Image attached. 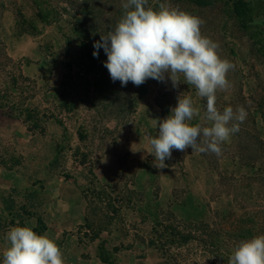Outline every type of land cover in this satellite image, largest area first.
<instances>
[{"label": "rangeland", "instance_id": "obj_1", "mask_svg": "<svg viewBox=\"0 0 264 264\" xmlns=\"http://www.w3.org/2000/svg\"><path fill=\"white\" fill-rule=\"evenodd\" d=\"M15 1L0 16V36L3 53L19 64L26 78L22 94L26 112L0 109V145H4L0 163L25 173L26 189L21 190L16 203L25 201V192L40 193L48 180L67 185L78 194L93 181L98 189L105 188L117 209L108 230L92 242L85 236L82 241L87 246L69 250L65 264H88L100 254L108 264H167L159 251L147 245V240L156 239L157 223L165 220L209 219L215 228L232 221L235 229L250 231L252 237L263 235L264 147L259 139L243 134L238 141L231 135L221 144L219 156L191 148L184 152L173 149L164 168H158L159 162L149 154L145 137L157 134L151 119L169 116L177 96L185 93L200 109V116L189 122L195 126L202 123L206 98L184 83L182 75L175 88L167 78L164 82L147 79L142 84L147 94L142 97L141 85L128 82L121 86L111 80L103 66L107 56L99 49L93 57V44L123 15L122 0H50L53 18L43 24L35 18L29 0ZM214 2L203 9L184 1L148 0L146 7L158 11L159 5L166 3L203 21L201 34L217 43L220 58L234 66L226 76L230 87L216 92V107L222 112L225 107L235 111L242 106L247 113L244 122L249 123L248 112L258 107L248 94L251 84L263 95L264 112V67L249 59L243 33L237 32L229 14L222 12L225 0ZM16 11L21 12L20 17ZM97 74L114 85V98L103 99L94 92L92 82ZM26 115L39 118L36 124L32 119L28 122L34 125L33 131L22 123ZM260 122L264 124V120ZM202 141L201 137L204 146ZM249 157L255 160L252 170L241 167ZM7 222L5 219L0 225ZM102 241L104 251L99 248ZM119 242L131 243L132 248L113 253V244ZM2 260L0 255V264ZM191 263L187 257L178 262Z\"/></svg>", "mask_w": 264, "mask_h": 264}, {"label": "clouds", "instance_id": "obj_2", "mask_svg": "<svg viewBox=\"0 0 264 264\" xmlns=\"http://www.w3.org/2000/svg\"><path fill=\"white\" fill-rule=\"evenodd\" d=\"M148 0H122L123 15L115 27L93 44V57L103 49L107 61L103 66L113 82L121 86L131 82L140 86L151 78L175 88L180 82L192 85L200 98H206L202 123L190 121L200 116L190 95L177 96V105L165 119H151L156 135H146L149 154L164 168L172 150L221 154V144L239 131L246 110L216 107L217 90H227V73L234 67L218 55V44L201 34L203 21L169 4L159 10L146 7ZM210 122L211 126H203ZM201 137L203 145L201 146ZM2 264H65L62 252L47 234L38 235L29 227H10L5 235ZM228 264H264V235L239 241Z\"/></svg>", "mask_w": 264, "mask_h": 264}, {"label": "trees", "instance_id": "obj_3", "mask_svg": "<svg viewBox=\"0 0 264 264\" xmlns=\"http://www.w3.org/2000/svg\"><path fill=\"white\" fill-rule=\"evenodd\" d=\"M177 1H184L186 4L203 9L211 7L215 3V0ZM15 3V0H0V16L7 10L8 6L13 7ZM29 3L33 9L35 18L40 23L49 22L48 20L53 18L51 12L55 10L49 6L50 0H29ZM223 5L224 11L222 10V12L229 14L232 26L237 32H241L245 36L241 35V39L246 42L245 45L249 59L252 58L254 63L257 62L258 65L264 67V0H225ZM65 8H62V10L65 11ZM49 9L51 10L49 11ZM16 12L17 16L20 17L21 12ZM3 48L4 43L0 36V109L10 108L11 111H15L17 114H23L26 112L23 108L25 99L22 98L26 78L23 76L19 64L3 53ZM230 49L233 55H235L234 48ZM97 75V78L92 82L94 92L102 96L103 99L114 98L117 94L114 85L104 75ZM253 86L257 85L251 84V92L248 94L254 98V103L258 107L248 112V116L251 118L250 122L240 123L239 131L233 134V136L238 141L243 134L255 137L261 141L264 147V124L260 122L264 120L263 95L259 94L258 90L255 92ZM146 94L147 88L141 85L139 87V96L142 97ZM163 112L167 113V109H163ZM9 115H12V113H9ZM26 116V119H22V123L30 131H33L31 129L34 125H29L28 122L32 119L34 124H36L39 118L36 115L32 117L30 115ZM251 158H247L244 165L241 164V167L249 170L254 169L255 160ZM1 165L8 170H12L13 168L8 164L3 165L0 163ZM223 168L225 169L226 167ZM262 179L264 180V172ZM104 189V187L100 189L95 187L93 181L90 182L89 187L81 189V196L85 203V212L84 224L80 227V231H78V238L84 244L95 241L102 232L107 231L114 218L113 215L117 212ZM19 194L20 191L15 188L9 189L5 194L0 192V201L4 206V210L9 214L16 212L19 218L34 216L36 209L41 206L40 193L37 191L25 193V201L17 205L16 198ZM91 197L92 199H90ZM208 220L179 221L178 223L173 220L159 221L157 224L160 226V230H157L156 239L154 241L147 240V245L159 251L162 258L167 261V264H178L180 258L185 259L186 257L191 260V264H228L229 256L234 246L241 240L253 238L250 235V231L235 229L236 223H232V221L215 228ZM44 230L45 225L38 216L37 227L34 229V232H43ZM82 231L84 232L82 233ZM85 236H87V242L82 241ZM140 242L143 243L144 239H140ZM104 244L105 241H102L99 246L101 251L105 250ZM120 248L130 249L132 248V244L114 243L112 246L113 253L118 252ZM100 260L106 262L101 254Z\"/></svg>", "mask_w": 264, "mask_h": 264}, {"label": "crops", "instance_id": "obj_4", "mask_svg": "<svg viewBox=\"0 0 264 264\" xmlns=\"http://www.w3.org/2000/svg\"><path fill=\"white\" fill-rule=\"evenodd\" d=\"M3 147L4 145H0V149ZM25 180L24 171L22 172L16 167L8 170L4 166H0L1 193L5 194L12 188L19 190L21 193L22 189H26L24 186ZM40 198L41 206L36 209V214L26 218H19L16 212L7 213L0 201V223L2 222L3 224L5 219L8 220L6 224L0 225V255H3V250L6 246L5 235L10 227H29L34 231L37 227L38 216L43 221L45 230L43 232L36 231L35 233L38 235L47 234L48 238L52 239L56 244H60L59 247L64 260L69 257L67 255L69 250L75 247L87 246V243L84 244L78 238V231H80V227L84 224L85 212V206H83L84 200L81 194L70 191L67 185H62V183L54 185L53 180H48L40 191ZM96 263L108 264L107 261L103 262L100 260V257L99 259L92 257V259L88 260V264Z\"/></svg>", "mask_w": 264, "mask_h": 264}]
</instances>
